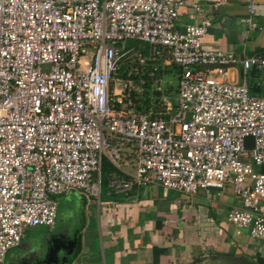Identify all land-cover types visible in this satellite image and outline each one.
I'll return each instance as SVG.
<instances>
[{
    "label": "built area",
    "instance_id": "1",
    "mask_svg": "<svg viewBox=\"0 0 264 264\" xmlns=\"http://www.w3.org/2000/svg\"><path fill=\"white\" fill-rule=\"evenodd\" d=\"M245 3L247 30H263L258 0ZM184 7L192 22L181 29ZM212 24L193 0H0V264L26 230L55 228L60 196L100 199L105 158L120 191L231 186L241 206L228 221L264 237V95L247 79L264 54L205 47ZM129 40L182 67L178 103L164 98L158 114L133 107L146 79H132L142 74L132 64L118 75L120 62L147 58ZM197 221L216 229L205 213Z\"/></svg>",
    "mask_w": 264,
    "mask_h": 264
},
{
    "label": "crops",
    "instance_id": "2",
    "mask_svg": "<svg viewBox=\"0 0 264 264\" xmlns=\"http://www.w3.org/2000/svg\"><path fill=\"white\" fill-rule=\"evenodd\" d=\"M193 1L213 22L205 47L233 50L239 57L264 53V0H258L256 15L263 30L255 31H248L242 21L245 0ZM188 14L184 7L178 20L181 29L192 22ZM232 76L233 81H241L242 67L232 69ZM247 79L250 85L255 83L253 92L264 95V83L252 69ZM103 198L98 199L96 227L89 226L93 218L84 220L80 251L88 247L85 264H203L213 256L245 257L264 264V237H253L247 229L239 232L228 221L229 212L241 206L231 186L187 195L155 184L120 191L109 180ZM199 213L212 218L216 229L205 233L197 221ZM205 256L209 258L201 262Z\"/></svg>",
    "mask_w": 264,
    "mask_h": 264
},
{
    "label": "rangeland",
    "instance_id": "3",
    "mask_svg": "<svg viewBox=\"0 0 264 264\" xmlns=\"http://www.w3.org/2000/svg\"><path fill=\"white\" fill-rule=\"evenodd\" d=\"M131 43L139 48L149 47V44L137 40H132ZM164 85L172 86L174 90L171 94L174 95V91L179 86V78L175 73H167L164 76ZM178 98V95L174 97L175 103H178ZM71 195L61 199L55 228L39 226L29 229L27 238L21 246L9 251L7 264H69V259L73 257L75 261L73 264H85L88 247L82 249L84 253L80 250L76 251L81 244V231L85 217L93 218L94 222L89 226L96 227L99 202L94 196L83 197L79 192ZM208 258L209 256L203 257L201 262Z\"/></svg>",
    "mask_w": 264,
    "mask_h": 264
},
{
    "label": "trees",
    "instance_id": "4",
    "mask_svg": "<svg viewBox=\"0 0 264 264\" xmlns=\"http://www.w3.org/2000/svg\"><path fill=\"white\" fill-rule=\"evenodd\" d=\"M132 40H129L127 43V48H132L135 47L138 49L139 47H136L133 43H131ZM144 55L146 56V61L142 64L138 61V59H128L126 54L120 62V68L118 70V75L126 77L128 74V69L130 65L132 64L133 66H138L139 69H141L140 75H133L132 79L135 82L140 81L141 78L146 79L145 83V90L143 93H138L133 91L131 94V99H132V105L135 109L141 111V112H148V111H153L154 113H159L161 111L162 103L164 101V96L167 95L170 98H172V101H174V97L176 96V91L178 93V87L174 91L175 95H172L173 93L172 90L174 88L170 86L169 88H166L164 86V83H162V80H164V76L167 73H175V75L179 78L180 73L182 72V67L177 64V63H171L169 65L164 64L161 58L152 60L150 59V47L147 48H139ZM153 72L152 75L150 73ZM172 96V97H171ZM174 96V97H173ZM175 103V102H174ZM119 172L118 167L111 162L108 158H105L103 161V172H102V191H101V198L106 194L108 190V184L110 177L112 176L113 173ZM66 195L60 196L59 197V207H58V217H59V209L61 205V199ZM57 217V218H58ZM29 230V229H28ZM26 230V235L23 239L27 238V232ZM81 248V244L78 245V249L76 252H78ZM8 256L6 258V264L8 261ZM73 258L69 259V264L73 261Z\"/></svg>",
    "mask_w": 264,
    "mask_h": 264
},
{
    "label": "water",
    "instance_id": "5",
    "mask_svg": "<svg viewBox=\"0 0 264 264\" xmlns=\"http://www.w3.org/2000/svg\"><path fill=\"white\" fill-rule=\"evenodd\" d=\"M254 72L255 78L260 79L264 83V73L258 69V68H253L252 73ZM253 85L255 83L251 81V88H253ZM203 264H254L250 262L247 258L245 257H227V256H213L210 258L209 261L203 263Z\"/></svg>",
    "mask_w": 264,
    "mask_h": 264
}]
</instances>
